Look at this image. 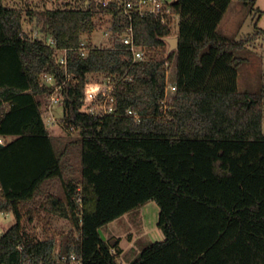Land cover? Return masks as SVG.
I'll use <instances>...</instances> for the list:
<instances>
[{"label": "trees", "instance_id": "obj_1", "mask_svg": "<svg viewBox=\"0 0 264 264\" xmlns=\"http://www.w3.org/2000/svg\"><path fill=\"white\" fill-rule=\"evenodd\" d=\"M232 2L179 0L180 44L172 52L165 40L172 27L135 15L136 42L149 58L134 62L121 45L81 56L98 17L113 13L114 32L123 31L124 15L103 0L29 12L44 25L35 38L22 12L0 0V138L14 137L0 143V213L15 218L0 235V264H60L71 253L84 264H119L118 244L100 230L150 201L165 239L130 264H264V80L258 93L238 88L245 59L236 53L250 38L218 31ZM49 39L67 50L66 66ZM173 63L176 91L166 101ZM45 74L63 84L62 120L79 130V177L43 116L42 97L54 90ZM92 75L103 77L102 88L113 83V114L84 110L105 97L102 88L93 92ZM56 181L64 197L47 196L42 209L73 225L60 244L37 236L28 206Z\"/></svg>", "mask_w": 264, "mask_h": 264}, {"label": "rangeland", "instance_id": "obj_2", "mask_svg": "<svg viewBox=\"0 0 264 264\" xmlns=\"http://www.w3.org/2000/svg\"><path fill=\"white\" fill-rule=\"evenodd\" d=\"M69 1L73 2L75 0H4V3L8 7L16 8L22 12L25 29L31 38H35L40 35L39 32H41L44 25L37 18L31 20L29 12L59 8ZM110 23L107 16L98 17V29L91 35H85L83 40L93 44L105 42L107 39L104 38L106 29L104 27H107ZM218 31L237 42L250 38L246 47L236 53L238 57L245 59L238 70V88L242 92H260L264 80V0H233L218 27ZM177 32V26H173L172 36L170 37H176ZM167 49L169 50V47ZM170 71V82H173L176 74L175 63L172 64ZM90 78L92 90L95 92V90L101 88L100 83L103 77L92 75ZM42 101L45 104L43 116L53 136L55 148L57 151H63L67 148L68 154L64 160L70 161L75 176L79 177L81 174V151L74 143L79 138V130H70L65 126L62 120L65 115L63 105L50 106V99L47 96L42 97ZM94 107L95 104H87L84 110L89 111ZM51 119H54L53 124L49 123ZM45 186L46 184L42 187L45 188ZM57 188L61 189V186H57ZM158 221L159 207L156 202L150 201L105 225L100 232L102 237L113 243V245L119 244L117 239H120V247L124 252L119 257L118 263L130 264L139 257L145 247L165 239L164 231L159 227ZM14 222L15 218L12 214L8 216L0 214V235L11 227ZM37 222L36 234L41 239L51 236L56 238L57 243L60 244L65 235L69 233V227L64 220L52 221L41 214ZM49 224H52V227ZM115 253L118 254V250L115 249Z\"/></svg>", "mask_w": 264, "mask_h": 264}, {"label": "built area", "instance_id": "obj_3", "mask_svg": "<svg viewBox=\"0 0 264 264\" xmlns=\"http://www.w3.org/2000/svg\"><path fill=\"white\" fill-rule=\"evenodd\" d=\"M179 0H103V6L105 8H111L112 11H118L124 15L125 21L119 24L123 31L114 32L113 13L106 15L110 19V24L104 31V38L107 40L99 44L87 43L83 40L79 48L81 56H86L90 47L94 48H114L116 45L125 47L133 55L134 62L145 61L149 58L147 49L139 46L136 42L135 28H134V16L141 17L154 16L160 19L164 25H170L171 27L177 26L179 22V14L176 6ZM96 31V30H95ZM178 36V35H177ZM50 45L55 51L59 52V62L63 65H67V50H59L53 39L48 40ZM170 66H168L167 72V93L166 101H170L176 91V84L170 82ZM42 82L46 86H53L54 90L50 97V106L63 104V84L58 85L56 78L53 75L45 74L42 76ZM108 84L107 87H101L105 97L102 101L96 103V106L91 109L92 113L98 112L102 116L113 114L115 111V98L113 96L114 85L110 80H105ZM101 86V83H100ZM100 90V88L98 89ZM128 115H133L136 119L139 116L132 111L128 112ZM49 123L53 124L54 119L49 120ZM3 143V141H0ZM1 190V187H0ZM9 214V213H0ZM60 264H84L83 259L78 257L75 253H71L68 257H65Z\"/></svg>", "mask_w": 264, "mask_h": 264}, {"label": "crops", "instance_id": "obj_4", "mask_svg": "<svg viewBox=\"0 0 264 264\" xmlns=\"http://www.w3.org/2000/svg\"><path fill=\"white\" fill-rule=\"evenodd\" d=\"M12 139H14V137L0 138V141L6 142V141H11ZM45 184H46V186H45V188H43L42 193L38 197H36L33 201H31L30 204L28 205L30 208H32L34 210L35 215H36V221L34 223V226L35 227L37 226V223H38L37 220H38V218H40V216L42 214L43 217H46V218H48L49 220H52V221H55V220H58V219H60L61 221L62 220L66 221V223H67V225L69 227L68 232L73 231V225L71 224V222L68 219L60 218L58 216L49 214V213L45 212L42 209V203H43V201L45 200V198L47 196L55 195L56 197H58L60 199H63V197H64L62 189L57 188V186H59L57 182L56 183L55 182H50V183H45ZM53 185H57L56 188L53 187ZM9 214H11V213H9ZM9 214H7V216ZM49 226L52 227V224H49ZM117 240H119V244H118V246L115 249L118 250V254H117L118 255L117 260H118L119 257L123 254L124 251L120 247V239H117ZM111 244L113 245V243H111Z\"/></svg>", "mask_w": 264, "mask_h": 264}, {"label": "water", "instance_id": "obj_5", "mask_svg": "<svg viewBox=\"0 0 264 264\" xmlns=\"http://www.w3.org/2000/svg\"><path fill=\"white\" fill-rule=\"evenodd\" d=\"M165 40L169 45V52L175 51L179 48V44H180L179 36L167 37Z\"/></svg>", "mask_w": 264, "mask_h": 264}]
</instances>
